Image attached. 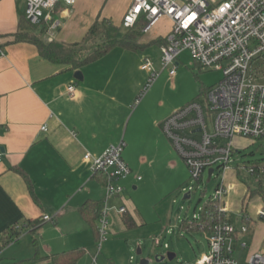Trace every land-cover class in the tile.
<instances>
[{"label": "rangeland", "instance_id": "1", "mask_svg": "<svg viewBox=\"0 0 264 264\" xmlns=\"http://www.w3.org/2000/svg\"><path fill=\"white\" fill-rule=\"evenodd\" d=\"M79 1L76 8L84 11L97 7L101 15H105L110 9L107 0ZM23 4L18 1L19 10H22ZM171 27L168 19L161 18L149 31L142 34V38L135 41L134 48L116 46L104 57L85 65L81 72L82 75L85 74V82L90 78L98 83L110 79L112 83L126 85L122 113L127 117V123L118 137L119 140L123 138L125 143L122 159L131 175L120 181L124 188L119 204L114 205H124L136 225L127 228L121 220H112L111 224L110 218L108 234L99 242V237L94 235L87 224L73 232L60 234L52 228L54 224L46 222L35 234L24 229L17 242L3 247L0 250V264H25L23 260L33 257L36 252L45 257L51 251L55 253L76 248L85 250L77 264H140L142 260H147L148 264H198L199 257L208 252L209 234L183 228V221L191 222L194 215L200 218V210L207 200H214L216 187L221 181L227 185L235 183L238 177L251 191L256 190V183L248 180L249 174L244 167L264 161V139L253 143L233 139L232 143L237 149V161L233 168L218 176L215 173L210 181L204 175L200 182H195L190 178L183 160L164 134L161 125L155 123V129L151 128L153 120L157 119L161 123L172 112L191 102H197L205 109L206 95L222 79L221 71L199 68L190 54L183 52L179 57L180 65L175 76L170 77L167 70L160 72L139 104L135 105L150 76L140 70L142 57L150 56L152 68L158 72L161 70L159 46H144L142 43L154 35L165 38ZM35 30L38 31L39 28ZM126 30L120 27L121 34ZM205 112L207 114L206 109ZM207 122L211 123L209 114ZM236 165L243 168L239 169L240 174H237ZM137 177L140 180L134 181ZM188 192L189 199L184 200ZM233 200L236 205L226 212L227 220L237 227L244 224L241 220L243 214L249 220V233L240 237L241 241L247 242L249 248L241 250L237 245L234 252L236 259L246 261L249 256L261 252L260 245L249 236L255 225L253 219L260 201L254 197L248 202L244 200L240 206L239 199ZM155 238L160 240V245H155ZM138 250L141 251L140 254H137ZM168 254L174 255V258L169 260ZM157 258L163 260L158 261ZM38 264L47 263L41 261Z\"/></svg>", "mask_w": 264, "mask_h": 264}, {"label": "crops", "instance_id": "2", "mask_svg": "<svg viewBox=\"0 0 264 264\" xmlns=\"http://www.w3.org/2000/svg\"><path fill=\"white\" fill-rule=\"evenodd\" d=\"M107 1L110 9L105 15L97 7L91 11L76 8L79 0L71 7L57 6L53 16L60 25L52 32V41L79 42L98 16L119 26L132 0ZM17 4L18 0H0V234L12 225L26 226V220H41L45 215L52 218L47 221L54 224L52 228L66 234L86 224L79 208L87 200L105 201L104 186L93 177L83 156H100L123 141L118 135L127 123L122 113L127 88L110 79L98 83L90 78L85 82V74L82 81H77L75 70L41 58L31 43L16 41L21 22L26 23L25 5L19 10ZM47 38L44 33L43 39ZM159 38L163 37L154 35L142 45L156 44ZM69 86H73L74 98L67 92ZM155 123L160 125L155 119L152 129ZM13 168L26 174L37 201L32 199L28 183ZM225 186L228 212L236 205L233 199H239L241 206L244 200L259 198L249 236L262 250L264 222L258 220L257 212L264 201L260 196L250 197L248 187L238 177ZM119 199L113 197L107 205L115 206ZM126 215L133 219L128 209ZM110 218L111 224L112 220L124 224L123 215L110 212ZM64 251L68 250L51 251L46 256ZM42 263L50 261L44 259Z\"/></svg>", "mask_w": 264, "mask_h": 264}, {"label": "built area", "instance_id": "3", "mask_svg": "<svg viewBox=\"0 0 264 264\" xmlns=\"http://www.w3.org/2000/svg\"><path fill=\"white\" fill-rule=\"evenodd\" d=\"M18 1L25 5L26 23L39 30L44 28L49 42L52 32L60 25L53 16L57 6L75 4V0ZM161 18L168 19L172 26L164 44L159 46L161 70L152 68L150 56L142 57L140 70L150 76L135 105L160 72L167 70L170 77L175 76L183 52H188L199 68L222 72V79L206 95L207 114L202 105L191 102L160 123L190 178L200 182L207 175L208 179L211 169L210 181L215 173L216 176L223 174L236 163L237 149L233 139L252 143L264 139V0H132L121 26L129 30L144 21L141 32L146 33ZM0 54L3 55L1 47ZM73 90V86L67 88L71 98H74ZM124 147L125 143L121 141L108 147L100 156L89 153L83 156L93 174L102 172L107 178L97 227L99 242L108 234L110 212L127 213L124 206L107 205L109 199L120 196L123 187L119 182L130 175L122 159ZM244 168L249 176L264 175V164ZM236 169L243 168L236 165ZM136 179L140 180L139 177ZM227 194V187L221 181L216 187L214 201L220 204L219 211L225 220L209 225L208 252L199 257L198 264H264V246L261 252L249 256L246 261L234 257L237 245L241 250L248 249L247 242L241 241L240 237L249 233V227L246 223L237 227L227 220ZM257 218L264 222V207L258 210ZM199 219L194 215L189 223ZM42 220L47 222L52 218L45 215ZM154 243L158 246L160 240L155 238Z\"/></svg>", "mask_w": 264, "mask_h": 264}, {"label": "trees", "instance_id": "4", "mask_svg": "<svg viewBox=\"0 0 264 264\" xmlns=\"http://www.w3.org/2000/svg\"><path fill=\"white\" fill-rule=\"evenodd\" d=\"M122 22V20H121ZM120 25L113 24L110 20L101 19L100 16L93 22L85 36L79 42L63 43L58 41H46L43 39L44 28L36 31L35 28L27 25L25 22H21L19 31L16 33V41L27 42L35 45L41 58L59 65H65L71 70L79 71L85 65L97 61L104 57L112 48L116 46L134 48L135 41L142 37L141 28L145 22L140 21L135 28L126 30L125 33H120ZM159 46L164 44V38H159L155 41ZM263 162L257 161L253 166L257 167ZM13 170L21 175L23 179L28 183V188L31 193V197L34 201H37L33 192L32 185L24 172L19 168H13ZM238 170V169H237ZM237 174H240L238 170ZM93 177L102 185L105 186L107 178L102 172L93 174ZM248 180L256 183V190L251 191L248 187V194L250 197L260 196L264 201V175L261 176H249ZM246 185V183H245ZM220 204L212 199L207 200L201 211L200 219L189 223L187 220L183 221V228H187L190 231H202L208 233V227L215 221H224L225 218L219 211ZM103 208V201L87 200L80 208L79 214L81 219L92 228L95 236L98 237L97 225L100 213ZM241 220L248 224V218L243 214ZM123 222L127 228H132L136 224L134 220L123 214ZM26 226L21 227L12 225L3 233L0 234V250L14 242H17L22 235L24 229H27L31 234H35L37 230L43 225L44 221L41 219H35L33 221L26 220ZM264 246V245H263ZM84 248H76L57 254H51L46 257H41L37 252L33 257L23 260L25 264H38L44 259L50 261L51 264H77L79 260L84 256Z\"/></svg>", "mask_w": 264, "mask_h": 264}, {"label": "water", "instance_id": "5", "mask_svg": "<svg viewBox=\"0 0 264 264\" xmlns=\"http://www.w3.org/2000/svg\"><path fill=\"white\" fill-rule=\"evenodd\" d=\"M74 78H75L77 81H82V80H83V76H82V74H81L80 71H76V72L74 73ZM1 151H3V148H1ZM212 171H213V170H211V169L208 171V180H209V178H210V175H211ZM186 199H189V195H187V194L184 196V200H186ZM140 253H141V251L138 250L137 254H140ZM167 257H168L169 260H172V259L174 258V255H172V254H168ZM157 260H158V261H162L163 258H161V259H158V258H157ZM140 264H148V261H147V260H142V261L140 262Z\"/></svg>", "mask_w": 264, "mask_h": 264}, {"label": "snow or ice", "instance_id": "6", "mask_svg": "<svg viewBox=\"0 0 264 264\" xmlns=\"http://www.w3.org/2000/svg\"><path fill=\"white\" fill-rule=\"evenodd\" d=\"M138 10V9H137Z\"/></svg>", "mask_w": 264, "mask_h": 264}]
</instances>
